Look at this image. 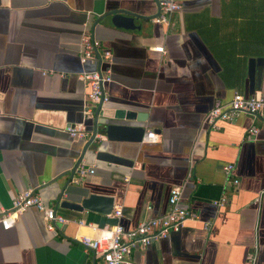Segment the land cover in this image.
Segmentation results:
<instances>
[{
    "label": "crops",
    "instance_id": "obj_1",
    "mask_svg": "<svg viewBox=\"0 0 264 264\" xmlns=\"http://www.w3.org/2000/svg\"><path fill=\"white\" fill-rule=\"evenodd\" d=\"M175 2L179 9L165 25L151 22L154 0H0V216L26 188L52 207L67 173L48 182L72 167L90 135L93 121L82 115L87 88L77 74L97 63L79 62L81 34L110 52L102 108L135 114L97 122L156 134L152 142L108 140L99 124L80 163L93 172L72 181L62 199L109 196L111 213L58 207L67 221L49 231L43 214L28 207L9 228L0 225V264H98L78 238L163 214L174 186L179 204L197 217L132 248V264H264V106L215 128L204 120L215 99L248 95L249 58H263L253 95L264 99V0ZM117 8L150 19L139 20L138 29L113 25L111 15L97 21ZM81 121L85 135L69 136L65 127ZM251 124L258 130L248 137ZM227 163L233 169L225 176ZM221 196L226 203L215 206Z\"/></svg>",
    "mask_w": 264,
    "mask_h": 264
},
{
    "label": "built area",
    "instance_id": "obj_2",
    "mask_svg": "<svg viewBox=\"0 0 264 264\" xmlns=\"http://www.w3.org/2000/svg\"><path fill=\"white\" fill-rule=\"evenodd\" d=\"M158 12L151 18V22L167 24L168 17L179 9L175 0H155ZM153 50L163 52L162 46H156ZM78 60L83 64L87 60L97 61L99 65L92 71L82 70L77 74L87 88L84 94L82 115L83 119L92 116V109L99 102L104 104L108 98L103 90V84L110 81V52L103 47L101 43L89 32L80 35L78 40ZM264 106V99L254 95H243L237 91L233 92L230 99L222 102L215 99L211 108L205 114L204 120L212 128L216 127L218 121L233 120L240 114L255 116ZM257 127L253 124L247 128V136L253 137L257 132ZM65 131L73 138L83 137L85 129L83 122L67 125ZM156 140V134L152 131L144 133L141 141L152 142ZM222 172L226 176L232 169L233 165L227 163L222 166ZM93 172L92 168H85L79 165L76 176L73 178L74 183H80L83 177ZM232 184L237 183V179L230 180ZM180 188L171 187L167 194V209L158 216L145 219L132 229L124 230L119 224H113L109 227L99 228L93 237L80 236V244L91 251L98 257V264H132L129 254L132 248L143 247L151 240L161 239L169 233L177 232L186 220L195 219L196 212L188 207L181 206ZM227 201L225 196L214 200L215 206H223ZM28 207H34L43 214L44 226L49 231L57 229V225H62L67 220L61 215L56 214L53 208L46 206L40 196L31 188H26L17 193L11 201L7 210H2L0 216V225L3 229L9 228L15 218L24 212ZM120 209L113 211V216H119ZM81 222V221H80ZM205 225H207L205 223Z\"/></svg>",
    "mask_w": 264,
    "mask_h": 264
},
{
    "label": "water",
    "instance_id": "obj_3",
    "mask_svg": "<svg viewBox=\"0 0 264 264\" xmlns=\"http://www.w3.org/2000/svg\"><path fill=\"white\" fill-rule=\"evenodd\" d=\"M108 15H111L110 20L113 25L117 27L126 28V29L128 28L138 29L139 20L150 19V16L140 15V14H137L136 12L126 10L125 8H117V9H114V10H111V11H108L102 14V16H100L97 19V21L101 20L102 18ZM262 62H263V58H260V57L259 58H249L247 61L246 75H247V80H248V86H247L248 95H253L254 87L259 85V71L256 69V67L258 66L261 68ZM96 63L98 67L99 60H97ZM134 115L135 114L133 112L125 111L122 109L112 110V109L102 108L100 102L96 104V107L92 111V116L90 117V119H92L93 121L92 130L90 131L89 137L84 142L81 148V151L78 157L76 158L74 164L67 172H64L60 174L59 176L52 178L48 182V185H50L51 183L57 181V179L60 176H63L64 174L67 173L65 181L59 186L58 191L54 197V203L52 206L54 212L56 211V208L60 207V208L71 209L77 212H82V211H87V210L97 211L102 215H109L111 213L112 207H113L112 197L96 195V194H88L87 196L81 198L79 202H72V201L62 199V196H63V193L66 187L73 181V177L77 173V169L81 163L82 156L84 152L86 151L87 147L90 144L97 142L98 140L96 136L97 126L101 125L100 131L105 135V137L108 140L126 139L132 142L141 141V137L144 131L142 127H132V126L118 125V124H100L99 122H97L98 117L130 120L133 118ZM137 120H140L138 116H137Z\"/></svg>",
    "mask_w": 264,
    "mask_h": 264
}]
</instances>
